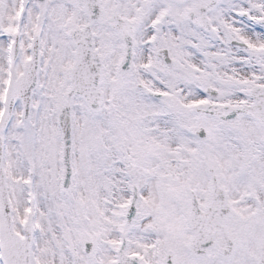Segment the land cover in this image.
Wrapping results in <instances>:
<instances>
[{"label": "snow or ice", "instance_id": "6c2138e0", "mask_svg": "<svg viewBox=\"0 0 264 264\" xmlns=\"http://www.w3.org/2000/svg\"><path fill=\"white\" fill-rule=\"evenodd\" d=\"M0 264H264V0H0Z\"/></svg>", "mask_w": 264, "mask_h": 264}]
</instances>
